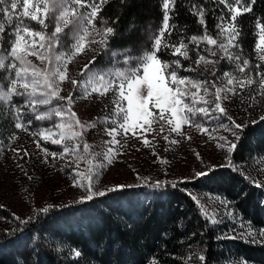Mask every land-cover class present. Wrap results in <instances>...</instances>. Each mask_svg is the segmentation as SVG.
Listing matches in <instances>:
<instances>
[{"label":"snow or ice","instance_id":"6c2138e0","mask_svg":"<svg viewBox=\"0 0 264 264\" xmlns=\"http://www.w3.org/2000/svg\"><path fill=\"white\" fill-rule=\"evenodd\" d=\"M108 2L109 0H0V119H5L13 130L39 138L35 142L43 153V163H49V156L55 160L57 157L64 159L71 155L72 162L79 169V163L86 161L87 168L83 172L74 170L71 174L72 186L82 192L79 199L74 201L76 204L91 202L109 193L133 187L176 188L177 183L209 176L217 166L205 165L206 170L196 171L192 177L181 181H150L137 174V180L141 183L98 188L103 172L118 155L123 154L120 149L127 146L129 133L139 139L145 132H156L159 135L167 130L168 135H164L163 139L170 145H176L179 140L169 139L173 133L177 137L191 140V136L183 131V125L195 127L202 133H207L209 139L216 140V147L225 152L226 163L219 167L232 168L250 184L264 188V183L245 174L233 164L232 153L248 123H236L223 106V102L237 96L243 102V91L251 89L254 84L257 87L252 90L249 99L256 101L257 96H264V72L260 71L261 63L264 62V22L261 17H256L252 23L255 63L244 54L240 43L242 27L237 23V17L243 13H252L255 0H248L247 3L243 0H216L218 4L224 5L227 13L222 12L216 18L215 35L207 28L204 7L192 4L190 10L198 17L202 34L190 36L183 35V30L175 22L171 25L169 23L170 20L174 21L177 0H159L163 15L155 29L149 26L147 30L149 46L136 55H130V49L112 51L110 67L93 69L90 65L95 63L96 55L108 50L109 37L115 33V29L103 17H100L103 26L98 27L96 24L98 14ZM119 2L124 4L126 0ZM17 8L18 12L15 11ZM26 20L35 22L39 27L33 28ZM6 26L7 47H4ZM49 27L52 28L51 32L48 31ZM173 31L178 36L176 41L171 40ZM86 51L93 55L79 72L82 79L77 80L69 75L68 65ZM161 52L169 58L162 59L158 55ZM33 56L44 65L43 68L29 59ZM118 56L122 60H117ZM182 60L190 61L189 66L185 67ZM221 61L228 63L229 70L217 76L216 65ZM181 69L187 73H196L200 78L180 75ZM65 82L72 86V91L67 96H61ZM73 91L76 96H73ZM109 92L112 93L111 114L105 113L91 122H82L73 111L77 99H89L93 94L102 98ZM252 106L250 103L249 107ZM42 108L45 110L41 111ZM33 121L53 123L51 127L38 126L32 130ZM259 121H264V115L250 123ZM98 126H103L104 134L110 139L101 142L100 152L93 153L91 149L94 145L88 144L85 136L90 129ZM137 130L141 131L138 133ZM220 130L230 133L235 142L227 136L214 135ZM118 136L124 138L123 143L117 139ZM18 139L15 131L9 133L8 140L11 143ZM40 141L60 145L62 150L49 152L47 148H41ZM141 142L146 148L152 146L147 138H143ZM9 150L14 153L13 160L17 167L31 180L27 169L19 163L25 157H30V153L22 146L12 149L10 144ZM152 155H157L154 148ZM96 156H100L101 160L97 161ZM249 158L253 161L264 159V153H252ZM157 159L161 164L168 163L162 158ZM201 163L203 164L202 160ZM188 195L195 203L198 214L206 221V226L215 227L223 223L222 219L217 218L219 213L209 212L197 195ZM209 199L218 201L225 209L231 203L221 197ZM53 207L49 205L40 212L47 214ZM225 215L233 223L236 222L231 212H225ZM32 218L21 219L17 216L15 220L19 225H24ZM239 227L243 229L242 232L235 235L224 232L220 238L250 240L255 243L259 236L261 242H264V229L257 232L250 223L242 220ZM19 230L21 229L18 227L13 231ZM232 231L235 232V229ZM73 254L77 258L81 256L79 250H74ZM197 259L200 264H207L206 255L197 254ZM190 260L191 257L185 258L183 264H190ZM150 264H159V261L153 258ZM229 264L246 262L243 258L230 259Z\"/></svg>","mask_w":264,"mask_h":264},{"label":"trees","instance_id":"16d2710c","mask_svg":"<svg viewBox=\"0 0 264 264\" xmlns=\"http://www.w3.org/2000/svg\"><path fill=\"white\" fill-rule=\"evenodd\" d=\"M192 4L204 7L207 28L215 35L216 18L227 13L216 0H177L170 25L175 22L185 36L202 34L198 17L190 10ZM252 8V13L237 17V23L242 27L240 43L244 54L255 63L252 23L256 17L264 22V0H255ZM162 15L159 0H126L124 4L109 0L96 24L102 27L103 17L115 33L109 37L108 50L99 53L93 65L110 67L112 51L130 49V55L142 52L149 46V26L155 29ZM7 33L6 26L4 47ZM177 39L173 31L171 40ZM158 55L169 58L163 52ZM182 64L188 67L190 61L182 60ZM216 66L221 73L229 70L226 61ZM180 75L200 78L183 69ZM10 129L7 121L0 119V136ZM252 153H264V121L248 123L232 153L233 164L244 166ZM191 190L220 195L231 202L241 220L257 232L264 229V191L232 168L217 166L209 176L177 183L176 188L133 187L91 202L53 207L47 214L39 211L24 225L15 220L10 229H0V264H150L153 258L159 264H183L188 257L190 264H200L197 254L206 255L207 264H229L230 259L239 258L246 264H264L261 238L257 236L255 243L220 238L227 224L206 226L188 195ZM18 227L21 230L13 231ZM74 250L81 252L79 258L74 256Z\"/></svg>","mask_w":264,"mask_h":264},{"label":"rangeland","instance_id":"374dc122","mask_svg":"<svg viewBox=\"0 0 264 264\" xmlns=\"http://www.w3.org/2000/svg\"><path fill=\"white\" fill-rule=\"evenodd\" d=\"M25 22L30 23L33 28L39 27L35 22L27 20ZM48 31L51 32L52 28L49 27ZM92 55L93 53L86 51L85 54L73 60L68 65L69 75L77 80L82 79L79 72ZM29 59L37 66L44 67L36 57H29ZM120 66L117 65V67ZM90 67L93 69L97 68L93 64ZM216 69L217 76H219L221 72L218 70V66H216ZM260 71L264 72V62L261 63ZM253 75H255V72ZM210 79H215V77H211ZM256 87L257 85L254 84L251 86V89L243 91V102H241L240 96L223 102V106L226 107L228 114L233 117L236 123H250V121H256L259 116L264 115V96L256 97L258 103L249 99L252 95V90ZM63 89L60 95L67 96L72 91V86L65 82ZM72 94L73 96L77 95L74 91ZM111 96L112 93L109 92L102 98H97L96 94H93L89 99H77L73 105V111L77 113V117L82 122H91L105 115V113L111 114L113 107L110 103ZM16 99L18 98H14V100ZM250 103L253 104L252 107H249ZM43 110L45 109L42 108L41 111ZM52 123V121H45L41 124L38 121H33L32 130H35L38 126L51 127ZM154 127L157 126L154 125ZM12 131H15L19 136V139L14 143L8 140L9 133ZM137 131L139 133L141 130ZM183 131L191 136V140L177 137L173 133L169 139L179 140L180 142L176 145H170L163 139L164 135H168L167 130L159 135L156 132H145L139 139L129 133L127 146L120 149L123 154L118 155L114 162L103 172L98 188L110 187L117 184L141 183L137 180V174L140 177L148 178L150 181H181L192 177L196 171L206 170L205 165L220 166L226 163L224 158L225 152L216 147V140L209 139L207 133H202L195 127L188 125H183ZM214 135L227 136L230 140L234 141L230 133L223 130L218 131ZM143 138H147L152 146L144 147L141 142ZM36 139L39 138H33L23 131L13 130L12 128L6 135L0 136V141H2L0 142V229H10L17 216L21 219H27L49 205L61 207L74 204V201L82 195L81 189L72 186L71 174L74 170L83 172L87 168L86 161L79 163V169H76L71 155L65 156L64 159L57 157L55 160L49 156V163H43V153L37 148ZM109 139L110 137L106 136L103 132V126L90 129L85 136L87 143L94 145L91 149L93 153L100 152L102 150L101 142ZM117 139H120L123 143L124 138L122 136H118ZM66 143L70 144L72 141H66ZM9 144L12 149L21 148L22 146L30 153V157H25L19 163L27 169L28 175L32 177L31 180L17 167L13 160L14 153L9 150ZM40 146L41 148H47L49 152H60L62 150L60 145H53L50 142L40 141ZM153 148L157 153L155 156L152 155ZM166 148H170L171 150L166 151ZM197 153H199V158H197ZM21 155H23V152H21ZM157 157L166 160L168 163H159ZM95 159L99 161L101 157L96 156ZM234 165L243 170L245 174L264 183V159L256 161L251 159L244 166L240 164ZM261 189L264 191V188ZM189 192L197 195L209 212L219 213L217 218L222 219L227 224L228 229L226 232H231L235 235L243 231L239 227L240 216L233 211L230 204L225 209L218 201L209 199V197H221L220 195L198 190H191ZM225 212H231L236 222L233 223L232 219L225 215ZM233 229H235V232L232 231Z\"/></svg>","mask_w":264,"mask_h":264}]
</instances>
